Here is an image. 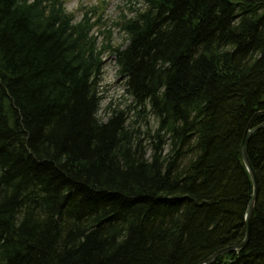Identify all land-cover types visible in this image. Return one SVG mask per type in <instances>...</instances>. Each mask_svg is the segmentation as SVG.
<instances>
[{"label":"trees","instance_id":"obj_1","mask_svg":"<svg viewBox=\"0 0 264 264\" xmlns=\"http://www.w3.org/2000/svg\"><path fill=\"white\" fill-rule=\"evenodd\" d=\"M143 2L115 47L103 3L78 21L66 0H0V264H202L244 241L264 0ZM107 55L145 133L98 116ZM246 152L250 240L213 264H264V128Z\"/></svg>","mask_w":264,"mask_h":264},{"label":"rangeland","instance_id":"obj_2","mask_svg":"<svg viewBox=\"0 0 264 264\" xmlns=\"http://www.w3.org/2000/svg\"><path fill=\"white\" fill-rule=\"evenodd\" d=\"M104 5L102 20V30L106 33L111 32L112 44L115 47L124 46L126 37L120 32L116 26V22L122 15L133 17L135 10L145 8L143 0H66V9L75 15L79 21L85 11L96 5ZM100 14V13H99ZM103 39V38H102ZM101 39V40H102ZM101 81L99 84V92L101 96V105L99 118L106 122L111 116V110H118L124 114L127 124L140 132H146L156 125V121L152 115L139 113L141 109L135 106L133 98L126 91V80L120 74L119 67L114 56L107 55ZM142 112V111H141ZM143 136V135H142ZM145 144L149 146V139H145ZM150 149V147H148Z\"/></svg>","mask_w":264,"mask_h":264},{"label":"water","instance_id":"obj_3","mask_svg":"<svg viewBox=\"0 0 264 264\" xmlns=\"http://www.w3.org/2000/svg\"><path fill=\"white\" fill-rule=\"evenodd\" d=\"M263 128H264V123L262 125L258 126L257 128H254V129H252V127L250 125L248 130L245 133L244 140H243L242 147H241V154H242L243 161L246 165V168H247V170L250 174L251 180L253 182V196H252V200L248 206L246 217H245V224H246L245 239L238 247L228 248V249H225L223 251H220L219 253L213 255L206 262H204L202 264H213L215 262V260L220 256H223V255L231 253V252L240 251L247 246V244L250 240L254 208L256 206V202H257L258 195H259V184H258L256 173L253 170V167H252V165L248 159L246 148H247L248 142L250 141L251 137L257 131H259Z\"/></svg>","mask_w":264,"mask_h":264}]
</instances>
